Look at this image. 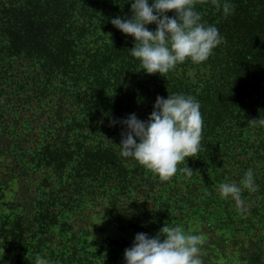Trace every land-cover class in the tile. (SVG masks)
<instances>
[{"label": "trees", "instance_id": "16d2710c", "mask_svg": "<svg viewBox=\"0 0 264 264\" xmlns=\"http://www.w3.org/2000/svg\"><path fill=\"white\" fill-rule=\"evenodd\" d=\"M131 2L0 0V201L14 197L4 204L13 220L0 227V264L38 237L51 243L53 264H116L137 233L151 238L165 223L206 237L204 264H264V126L248 123L264 118V0H196L224 42L163 77L140 68L134 39L110 22L130 19ZM225 2L234 5L227 16ZM173 94L199 102L203 130L198 154L162 182L120 156V122L147 121L157 96ZM249 169L257 191H242V212L218 189L241 186ZM93 204L132 239L91 253Z\"/></svg>", "mask_w": 264, "mask_h": 264}, {"label": "clouds", "instance_id": "9594fccd", "mask_svg": "<svg viewBox=\"0 0 264 264\" xmlns=\"http://www.w3.org/2000/svg\"><path fill=\"white\" fill-rule=\"evenodd\" d=\"M212 2L217 4L218 0ZM195 3L196 0H154L149 4V0H132L131 18L117 17L110 22L122 34L134 39L130 54L139 61L140 68L148 75L163 77L186 60L193 64L207 61L213 50L224 42L218 28L201 22V14L194 10ZM233 11L234 5L223 3L225 16ZM168 12L174 15L169 18ZM150 24L156 25L155 31L146 27ZM115 123L112 121L110 126ZM120 123L125 126L118 146L120 156L131 158L162 182L170 180L179 164L185 165L186 158L200 151L203 118L200 104L192 96L173 94L167 99L157 96L147 121L131 114ZM248 123L264 126V118ZM182 171L188 176L193 173L186 166ZM245 189L257 191L251 169L245 173L241 186L221 183L218 191L221 198L231 197L238 210L244 212L247 209L241 194ZM205 241L203 234L186 233L179 225L165 223L151 238L145 233L136 234L132 246L124 251L125 264H204L200 249ZM35 264L49 262L37 257Z\"/></svg>", "mask_w": 264, "mask_h": 264}, {"label": "rangeland", "instance_id": "374dc122", "mask_svg": "<svg viewBox=\"0 0 264 264\" xmlns=\"http://www.w3.org/2000/svg\"><path fill=\"white\" fill-rule=\"evenodd\" d=\"M8 129L9 128H7L6 131H8ZM8 139H13V138L9 137ZM4 166H5V162H2L1 169H3ZM36 178L41 179L42 175L40 178H38V176L36 175ZM12 190L15 191L14 187L12 188ZM13 199L14 197H13V192H12L8 194L6 200L11 201ZM6 200L0 201V227L4 231L8 232L10 228L12 227L13 218L11 220L10 217H7L9 216V213L7 211L6 206L4 205ZM100 202L103 203L102 201ZM79 209H81V207L75 208L74 211H77ZM102 209H104L103 206L99 204H93V206H91V209H90L91 211H93V215L90 217L93 222V228L98 230L97 235H96L97 244L93 246L92 248H90V250L92 251L91 253H93L95 249L99 250L100 247H103V248L108 247L109 243H111L110 244L111 246L117 239H127V240L132 239L128 236L127 232L119 231L117 228L118 226L112 222L113 216L108 214V212L103 211ZM60 210L62 209L60 208ZM191 220L192 218L189 221ZM106 240L108 241V243L104 242ZM50 245L51 243H47L44 240L41 241V239H39L38 237L37 239L35 238L31 241H28L27 243H24L23 245H19L20 247L19 249H21L20 251L14 250L11 253L2 254L1 257H6L5 259H3L4 264H14L15 257L13 256V254L15 253L16 254L18 253L19 260L21 261L20 264H35L37 257L45 259L50 264H53L51 263V260L48 259L49 258L48 251L50 249ZM31 254L34 255V258H32ZM94 255L97 256L96 253H94ZM92 259L95 260L94 261L95 264H100L97 261V260H100L99 258L93 257ZM225 262H226V258L218 261L219 264H224ZM116 264H125V260L118 259V262H116Z\"/></svg>", "mask_w": 264, "mask_h": 264}]
</instances>
